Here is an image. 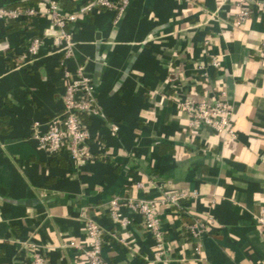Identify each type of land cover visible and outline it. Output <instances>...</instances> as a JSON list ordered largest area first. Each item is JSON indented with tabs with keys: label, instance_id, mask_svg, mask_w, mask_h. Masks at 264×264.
I'll return each mask as SVG.
<instances>
[{
	"label": "crops",
	"instance_id": "0c3cea01",
	"mask_svg": "<svg viewBox=\"0 0 264 264\" xmlns=\"http://www.w3.org/2000/svg\"><path fill=\"white\" fill-rule=\"evenodd\" d=\"M70 1L80 18L67 66L86 67L105 117L90 118L81 164L43 152L38 137L66 90L56 33L43 18L31 19V32L0 23V264H30L33 246L48 264H89L90 221L107 236V264H264V11L252 5L236 27L239 0H131L115 26L112 11L85 14L92 0ZM36 7L45 10V0ZM35 36L44 45L27 65L20 57ZM216 56L222 67H208L206 83L197 66ZM223 92L236 138L192 130L177 103H214ZM164 194L185 195L186 213L161 208V258L142 215L124 207L122 227L110 202ZM195 219L208 222L198 240L186 228Z\"/></svg>",
	"mask_w": 264,
	"mask_h": 264
},
{
	"label": "built area",
	"instance_id": "2783aa9c",
	"mask_svg": "<svg viewBox=\"0 0 264 264\" xmlns=\"http://www.w3.org/2000/svg\"><path fill=\"white\" fill-rule=\"evenodd\" d=\"M130 3L131 0H92L84 7L83 13L92 14L96 10L103 9L112 11L115 14L113 23L116 26L130 6ZM252 5L257 10L264 11V1L239 0V12L234 20L236 27H241L251 18L250 10ZM45 7V10L37 7L27 9L0 7V23L43 18L47 19L55 30L53 48L62 53L63 59L60 66L66 80V90L63 99L64 108L61 113L50 120L47 132L39 136L38 139L40 149L48 156H56L66 152L73 163L79 165L89 158L86 144L91 139V134L81 115L85 114L88 118H104L105 116L100 111L95 96L93 79L88 74L86 67L78 66L76 71L72 72L67 66V61L75 58V38L70 31V26L78 21L80 14L63 12L58 0H45ZM209 43L210 41H205L206 45H209ZM43 45L44 37H35L21 55V60L27 65L31 64L39 56ZM261 64L264 67V45L261 51ZM208 67L220 70L222 62L216 56L212 57L209 62L197 66V71L202 73L206 83L211 80L207 71ZM178 76L177 73L174 74L175 78ZM177 105L188 116L189 127L192 130L207 127L217 135L227 134L233 139L236 138L237 135L232 126L234 110L228 101L227 93H221L214 103L186 101L178 102ZM38 126L39 124H35V127ZM118 131V126L112 127L113 134ZM184 200L186 198L183 194H164L154 200L119 197L114 198L110 202V213L113 221L122 227L130 225V220L122 213L124 207L133 213L142 215L146 230L155 240L157 255L162 258L166 252V232L162 227L160 210L166 207L173 209L178 214L183 210L182 202ZM207 223V221L195 219L187 224V232L193 239L198 240L207 232ZM258 223L264 229V210L259 217ZM87 230L89 248L85 252V256L89 264H107L103 258V245L107 237L106 234L93 221L88 223ZM112 236L116 238L115 235ZM32 249L34 255L30 264H48L44 254L34 246Z\"/></svg>",
	"mask_w": 264,
	"mask_h": 264
},
{
	"label": "trees",
	"instance_id": "16d2710c",
	"mask_svg": "<svg viewBox=\"0 0 264 264\" xmlns=\"http://www.w3.org/2000/svg\"><path fill=\"white\" fill-rule=\"evenodd\" d=\"M58 1L60 3V8L63 12H65V13H73L74 12L73 10H74V7L76 6L75 3L71 2L70 0H58ZM37 3H38V0H16L13 2L6 1L4 7L10 8V9H27V8L36 7ZM88 4L89 3H86L85 6H87ZM40 20H43V19L41 18ZM30 21H31V19L21 21L20 23L9 22L8 25L13 26V28H12L13 31H21V30H24V28H26L27 32H31L32 29L28 26ZM35 37H32V38L27 40V46L30 44V42ZM81 118H82L84 124L87 126L90 122V118H88L85 114L81 115ZM181 213L183 215H185L186 211L181 210Z\"/></svg>",
	"mask_w": 264,
	"mask_h": 264
},
{
	"label": "water",
	"instance_id": "95a60500",
	"mask_svg": "<svg viewBox=\"0 0 264 264\" xmlns=\"http://www.w3.org/2000/svg\"><path fill=\"white\" fill-rule=\"evenodd\" d=\"M228 94V93H227ZM228 101L230 102V99H229V94H228Z\"/></svg>",
	"mask_w": 264,
	"mask_h": 264
}]
</instances>
